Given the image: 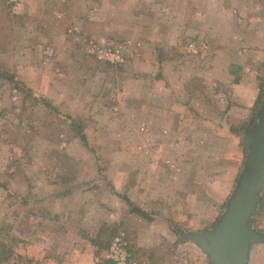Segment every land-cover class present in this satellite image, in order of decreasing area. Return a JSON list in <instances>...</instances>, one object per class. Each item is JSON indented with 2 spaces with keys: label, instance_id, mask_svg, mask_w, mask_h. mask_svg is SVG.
Masks as SVG:
<instances>
[{
  "label": "rangeland",
  "instance_id": "rangeland-1",
  "mask_svg": "<svg viewBox=\"0 0 264 264\" xmlns=\"http://www.w3.org/2000/svg\"><path fill=\"white\" fill-rule=\"evenodd\" d=\"M5 3L11 18L2 16L0 55L18 50L13 66L0 62V229L19 241L0 236V252L9 246L0 264H54L61 248L69 256L76 248L78 264H113L105 254L119 233L136 264H210L182 233L212 228L247 170L250 109L264 91V0L203 1L205 37L195 35L197 10L189 4L194 32L185 28L171 48L157 46L155 28L146 29L148 44L129 33L132 10L145 26L162 9L182 24L181 0ZM88 39L101 49L125 44L124 62L87 53ZM188 67L200 71L186 84L191 98L183 107L178 100L166 121L171 95L156 84L158 70L166 68L164 80L175 87ZM39 70L47 71L40 82ZM149 164L159 169L151 173L143 167ZM107 196L119 199L120 209L97 201ZM61 197L71 199L69 218L65 207L55 210ZM123 197L152 216L144 220L157 230L148 247L140 243L144 217ZM251 225L262 238L249 262L264 264V184Z\"/></svg>",
  "mask_w": 264,
  "mask_h": 264
},
{
  "label": "water",
  "instance_id": "water-1",
  "mask_svg": "<svg viewBox=\"0 0 264 264\" xmlns=\"http://www.w3.org/2000/svg\"><path fill=\"white\" fill-rule=\"evenodd\" d=\"M258 122L250 131L252 150L247 170L229 196L218 222L209 229L189 230L182 237L194 241L210 264H250V250L262 238L251 225V217L264 184V100L257 114Z\"/></svg>",
  "mask_w": 264,
  "mask_h": 264
},
{
  "label": "crops",
  "instance_id": "crops-1",
  "mask_svg": "<svg viewBox=\"0 0 264 264\" xmlns=\"http://www.w3.org/2000/svg\"><path fill=\"white\" fill-rule=\"evenodd\" d=\"M197 2H194L193 3V0L191 1V3H190V1L189 0H181V5H179V6H177L178 8H180V9H182V11L184 12V14H183V18H185V22H182V24L181 23H179V22H176V19H173L172 18V16H171V13H170V18L168 17V16H165V12L164 11H168V10H166V9H162V10H159V11H161L162 13L160 14V16L159 17H157L155 20H151L150 22H148L149 24H147L146 26L145 25H143V21H142V19H141V17H142V13H139L140 11H136L135 10V8H134V10H132V11H134L135 13H133V16H134V21H135V23H133V25H132V27H131V30L129 29V33L131 32V34L133 35V36H136L137 38H139L141 41H143V42H145V43H147L148 44V40L150 39L149 37H148V35L147 34H150V31L151 30H146L147 29V27H149V29H151V27H152V29L153 28H155V30H154V32H155V37L156 36H158L156 39H159V43H157V46H160V47H163V48H171L173 45H176L177 43H179V40L181 39V38H183V37H185L186 35H185V28H187V34H189V33H191V32H194V27L193 28H190L189 27V22H188V19H189V16H190V14H193L194 12H191L190 11V7H189V4H191V6L193 7V6H196V10H197V13L195 14V18L197 19V21H198V26H199V28H197V33L198 34H195V35H197V37H205V36H209L208 34H204V32L205 31H208V29L209 28H206L205 26H206V23H205V19H207V18H204V17H206V12L207 11H209V9L205 6V3H203V1H205V0H196ZM165 2V1H164ZM46 3V2H45ZM168 9V8H167ZM136 22H139V23H136ZM187 22H188V24H187ZM23 27V26H22ZM21 27V28H22ZM24 28V27H23ZM196 29V28H195ZM29 30V29H28ZM138 30V32H134V31H137ZM30 33H32V31L30 30L29 31ZM161 33V35L159 36V34ZM33 34V33H32ZM207 38V37H206ZM50 39H51V37H46V38H44V39H42V40H39V42L40 41H43V44H42V47L41 48H39V50L38 51H41V53H43L44 52V50L45 49H43V48H45L46 47V45H48L49 44V41H50ZM155 39V40H156ZM40 43H42V42H40ZM50 45V44H49ZM149 45L151 46V50H154L156 47L154 46V45H152V44H150L149 43ZM47 48V47H46ZM157 48H159V47H157ZM156 48V49H157ZM42 49H43V51H42ZM18 50V47H17V49L15 50V51H13V52H11V53H8V54H2V55H0V62H1V60H5L6 61V63H9V65H14V63L13 62H10L9 60H14V56L16 55V51ZM21 52H24V49H22L21 50ZM67 53V51H64V53ZM156 52V51H155ZM155 52H151V55H154V53ZM66 53H65V55H66ZM158 56V55H157ZM156 56V57H157ZM170 59V58H169ZM177 64V63H176ZM6 67H8V66H6ZM162 68H159V70H158V73L157 74H159V75H161V77H160V82L161 83H156V84H158L159 85V88H160V86L162 87L161 89H164V87H168L169 89H168V92L170 93V95H171V97H170V100L168 101V104H167V108H168V110H167V112H166V118H168V117H170V114H171V110H173L174 108H176V102L178 103V100H180V101H182V104H181V106L183 107L184 105H185V103L184 102H187L188 101V96H189V94H188V91H187V89H186V84H188L190 81H191V79H190V77H194V75L196 74V75H199L200 73V71L198 72V71H195V70H192V69H190L189 67H188V70H186V71H184L183 70V73L185 74V76H183L181 79H179L178 81H175L174 79V85H175V87H171L169 84H168V82H166L165 80H167V78H169V77H167V75H166V68H164V70L162 71L161 70ZM47 71H45V74L44 75H42L41 74V72H40V70L38 71V79H39V82H40V80L42 79V78H45V76L47 75V73H46ZM24 73V72H23ZM201 74H202V72H201ZM203 75V74H202ZM163 76H164V78H163ZM165 79V80H164ZM172 80V81H173ZM152 85V84H151ZM172 89H174V90H177L178 92L177 93H174L172 90H171V88ZM43 90L45 91L46 90V92H47V90H48V88L47 87H45V88H43ZM181 90V91H180ZM172 93V94H171ZM3 95H5V90H3V88H0V99H2V97H3ZM185 99H184V98ZM190 98H191V96H189ZM180 98H183L182 100L180 99ZM184 101V102H183ZM1 103H4V101L3 102H1ZM188 104V103H187ZM183 110V109H182ZM174 116V115H173ZM170 120V118H168L166 121H169ZM157 152H158V150H157ZM156 152V153H157ZM143 167H149V171L152 173V171H157V169H159V167L158 166H152L151 164H149V165H143ZM160 168H162V167H160ZM163 170H165L166 171V169H163ZM169 175H170V177H171V174L169 173ZM182 176V175H181ZM163 177L164 178H166V176L165 175H163ZM173 177V176H172ZM178 179H182V178H178ZM151 193V192H150ZM181 193H183V192H181ZM61 194V193H60ZM64 194H66V193H63V194H61V196H65ZM144 195L146 196L147 194L146 193H144ZM152 195V194H151ZM182 195V194H181ZM58 196V193H55L54 194V198H56ZM65 197H69V196H65ZM71 197V196H70ZM68 200V199H67ZM62 200V197H61V199H60V201H61V205H60V202H59V204L58 203H56V202H54L55 203V207H57V206H59L60 208H62V207H65V209H64V213H66V217H71V215L73 214V210H74V207L73 206H71L70 205V200ZM97 201H99V203H104V204H106V206L107 207H117V208H119L120 209V206H119V199H117V198H112V197H106V199L104 200V199H100V198H98L97 199ZM111 202H113V205H112V203ZM64 205V206H63ZM55 207H53V208H55ZM56 211L58 210V207H57V209H55ZM62 212H63V210H60V212H59V214H60V217L62 216ZM22 217H24V215L22 216ZM150 218H152V216L150 217ZM144 220H145V218L144 219H141V220H139V221H141L140 222V224H141V228L143 229V231L141 232L140 231V237H142V240L144 241V243H142V242H140L141 243V245L142 246H145V247H148L149 245H150V243L152 242V240L155 238V236L157 235V230H156V228L155 227H153V230H152V226H150V225H147V224H144ZM82 225V224H81ZM83 227V226H82ZM151 238V242H147L146 240H147V238ZM60 241H61V244L62 243H66L67 242V240L64 238V237H61V239H60ZM62 246V245H61ZM69 246V245H68ZM68 249H69V247H68ZM67 249V250H68ZM61 254L59 255V258H61L62 260L60 261V262H58V261H55V262H53L54 264H74V263H72V262H70V263H66L67 261H66V259H71V261L72 260H76L77 261V259H78V250L75 248V249H73L72 251H71V256H69L68 254L66 255L65 253H64V251H63V248H61ZM58 257V256H57ZM81 258L83 259V256H81ZM77 264H78V261H77ZM92 264H93V262H92Z\"/></svg>",
  "mask_w": 264,
  "mask_h": 264
},
{
  "label": "built area",
  "instance_id": "built-area-1",
  "mask_svg": "<svg viewBox=\"0 0 264 264\" xmlns=\"http://www.w3.org/2000/svg\"><path fill=\"white\" fill-rule=\"evenodd\" d=\"M14 3L18 0H11ZM125 44L123 46L115 48H97L94 40L88 39L85 41V51L90 54H98L99 58L104 57L105 60L114 62H124L125 60ZM123 233L116 235L111 242L106 254L105 259L113 264H136V262L131 258L130 253L127 248V242L123 237Z\"/></svg>",
  "mask_w": 264,
  "mask_h": 264
},
{
  "label": "trees",
  "instance_id": "trees-1",
  "mask_svg": "<svg viewBox=\"0 0 264 264\" xmlns=\"http://www.w3.org/2000/svg\"><path fill=\"white\" fill-rule=\"evenodd\" d=\"M5 1L6 0H0V24H3L4 23L2 21V16L5 17V18H7V19H10L11 18V13L9 12V10L7 8V6H9V5L6 4L7 2L5 3ZM1 29H3V28L1 27L0 30ZM8 34H9V32L6 35L8 36ZM1 49H2V47L0 46V50ZM160 56H161V54H158V57H160ZM2 75H4V74L3 73H0V76H2ZM196 80H198V82H200L201 81V78L199 79L198 76H197V77L193 78V80H192L198 86V82ZM202 88H203V86H202ZM187 89L189 91L190 88H187ZM195 93H196V91L193 94H195ZM263 94H264V91L263 90H260V92H259V98L254 102V105L250 109V112L251 113H250L249 120H248V125L250 127H253L257 123V119L255 117V112H256L257 106H258V104H259V102H260ZM202 95L204 97V94H202ZM72 124H73L72 126L76 129L77 133H79V136L83 138L82 131H81V128H80L78 122L76 123L75 121H72ZM124 199L130 205V211L131 212L138 213L139 215L143 216L144 218L150 219V217L148 216V214L146 213L145 210L139 208L138 206H135L127 198H124ZM0 236L1 237H8L9 236L10 239H11V244L12 243H15V241L17 239V238H14L9 232H7L6 230H2V229H0ZM18 241H19V239H17V242ZM8 248H9V246H5L4 253L0 252V259H3V258L7 259V257L9 256V253L7 252L8 251ZM148 254L150 255V253H148Z\"/></svg>",
  "mask_w": 264,
  "mask_h": 264
}]
</instances>
